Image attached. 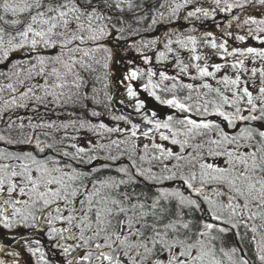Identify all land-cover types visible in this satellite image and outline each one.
I'll list each match as a JSON object with an SVG mask.
<instances>
[{
    "label": "snow or ice",
    "instance_id": "snow-or-ice-1",
    "mask_svg": "<svg viewBox=\"0 0 264 264\" xmlns=\"http://www.w3.org/2000/svg\"><path fill=\"white\" fill-rule=\"evenodd\" d=\"M121 50L147 66L123 76L142 123L112 112ZM19 229L48 241H24L32 264H264V0H0V230Z\"/></svg>",
    "mask_w": 264,
    "mask_h": 264
},
{
    "label": "trees",
    "instance_id": "trees-1",
    "mask_svg": "<svg viewBox=\"0 0 264 264\" xmlns=\"http://www.w3.org/2000/svg\"><path fill=\"white\" fill-rule=\"evenodd\" d=\"M207 1L208 0H201V3L204 4L205 6H207V4H208ZM227 18H228V14H218L215 18V21L208 20V21L204 22L203 24H199V22H197L199 30L193 34L197 35L199 37L200 32H202V31H213V32L218 33L217 29H216V23H220V24L226 23ZM191 26H192L191 24H189L187 21H185L184 19L181 18V19L176 20L172 24L164 23V24L158 25L153 30L142 32L141 35L143 36V38L145 40L158 38L161 41H163L164 33L166 31L175 30L177 32L186 33L187 29L190 28ZM135 39L139 40L140 37H135ZM111 46L115 47V45H111ZM157 47L160 50H163V43H160ZM174 47H175V45H174ZM201 51L205 55H207V53L212 54L209 56L210 62H212V61L221 62L219 60V57L216 56L212 52L211 49L206 48V47H202ZM147 54L152 57L153 65H155V67L157 69H161L164 67L163 65L155 63V56H154L153 52L149 51ZM182 55L187 60L189 53L183 52ZM213 55H215V56H213ZM173 63H174V59H173ZM125 67H128V68L140 67L143 69V68H146L147 66L144 65L142 58L137 54V52L135 50H130L127 52H125L123 50L119 51L115 61L111 65L110 84H109V88L107 89V91L109 92V94L112 97V100H111L112 112L115 115H120V114L130 115L131 118L133 119V122L142 123L140 116L137 113H135L133 107H130L126 102L122 103L120 98H119V73L124 71ZM166 70L169 72L170 75H175V69L172 68L171 64L168 66V68ZM184 79H185V82H191V81H188L187 78H184ZM143 82H146V80ZM136 83L140 86L142 85L141 80H137ZM97 87H102V84L97 85ZM145 95H146L145 100H141V101L145 102L147 109L157 110L161 115H164L170 111L169 109L159 105L153 98H151V97L148 98L147 97L148 94L146 92H145ZM161 95H163V94L161 93ZM101 96L103 97V93H101ZM99 110L102 112H106V109L103 107H101ZM91 119L95 120V118H91ZM101 119H103V121L107 125L110 124V126H115V124L117 123V122L113 121L110 118V116H107V115L103 116ZM120 126L121 127H127L126 125L123 124V122H120ZM157 141H158V136H157ZM146 142H148V141L145 140L143 137H141L140 143L142 144V143H146ZM82 143L86 146L85 141H82Z\"/></svg>",
    "mask_w": 264,
    "mask_h": 264
},
{
    "label": "flooded vegetation",
    "instance_id": "flooded-vegetation-1",
    "mask_svg": "<svg viewBox=\"0 0 264 264\" xmlns=\"http://www.w3.org/2000/svg\"><path fill=\"white\" fill-rule=\"evenodd\" d=\"M2 233H4L2 235ZM31 239H40L42 241V245L47 247L48 241L42 234L34 233L33 231H29L27 229H19L14 234H9L7 230H0V247L7 248L9 250H15L20 254L19 260L22 264H32L33 258L28 253L24 241ZM0 259H5L7 261H11V257L0 253Z\"/></svg>",
    "mask_w": 264,
    "mask_h": 264
},
{
    "label": "rangeland",
    "instance_id": "rangeland-1",
    "mask_svg": "<svg viewBox=\"0 0 264 264\" xmlns=\"http://www.w3.org/2000/svg\"><path fill=\"white\" fill-rule=\"evenodd\" d=\"M210 2V0H208L207 1V3H209ZM235 31H239V30H236V29H234ZM217 32H218V30H217ZM217 35L219 36V32L217 33ZM249 46H251V45H254V44H256V42L255 41H251V40H249V41H247L246 42ZM230 46H236V45H233L231 42H230ZM258 46V45H257ZM162 49V48H161ZM207 55L208 56H210V55H212V54H210V53H207ZM213 56H215V55H213ZM217 60V59H216ZM212 62H217V61H212ZM172 63H173V61H172ZM170 65V64H169ZM130 68H128V67H125L124 68V71H122V72H120L119 73V98H120V100L121 101H123V102H126L130 107H133V105L135 104L134 102H135V100H129V98L126 96V90H125V88H124V83H127V82H123V76H124V74L129 70ZM132 84H133V87H134V89L137 91V93H138V95H137V99H139V100H145V92H143L142 91V88H141V86L140 85H138L137 83H136V81H132L131 82ZM144 94V95H143ZM148 98H149V96H147ZM109 126H110V124H108ZM166 143V142H165ZM4 233H2V235H3Z\"/></svg>",
    "mask_w": 264,
    "mask_h": 264
}]
</instances>
